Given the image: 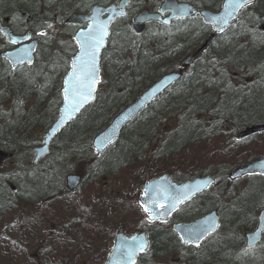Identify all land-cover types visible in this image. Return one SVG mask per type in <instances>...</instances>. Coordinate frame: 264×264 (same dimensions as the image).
Masks as SVG:
<instances>
[{
  "label": "trees",
  "instance_id": "16d2710c",
  "mask_svg": "<svg viewBox=\"0 0 264 264\" xmlns=\"http://www.w3.org/2000/svg\"><path fill=\"white\" fill-rule=\"evenodd\" d=\"M134 1L130 0V7L135 6L130 16L157 7L156 0ZM222 1L188 0L199 10L211 11H217ZM91 4V0H49L43 5H35L28 0L26 5L15 10V14L19 15L25 29L35 33V28H44L45 22L52 24V30L58 26V18L85 13ZM125 20L111 31L101 56V83L94 101L58 133L50 155L39 166L20 169L14 177H6V182L12 181L15 185V192L2 186L0 177V227L17 204L34 209L41 216L42 208L56 207L62 202L64 218L68 212L73 213L74 203H67L68 193L61 179V171L68 166L82 179L80 188L88 182L102 183L107 177L119 174L120 170H132L136 166L148 170L160 167L159 175H162L174 169L175 164L171 163L182 161L183 155L191 149L207 153L214 142L227 136L229 145L222 142L225 153L219 152L223 161L215 166L201 161L199 164L203 166L199 170L201 173L218 179L215 187L171 218V223L190 222L215 210L221 221L218 232L197 249L186 247L170 225H149L141 207L125 201L121 203L122 208L126 207L125 216L127 219L135 216L132 220L138 221L132 232L146 230L149 235V249L135 264H264V242L251 250L243 248V234L255 226L258 206L264 203V181L256 177L253 180H259L261 184L249 185L239 193L227 186L230 184L228 174L244 163L258 159L259 153L256 150L245 158L239 153L234 161H229L226 156V152L264 136L230 141L238 131L264 124V0H256L240 14L235 26L215 35L183 78L138 115L123 129L119 138L96 157L90 145L93 137L162 75L179 70L181 60L211 35L209 27L198 17L174 23L170 28L147 24L140 35L132 34L127 23L124 24ZM11 30L19 33L14 28ZM51 42L38 40L36 58L30 67L10 70L0 61V149L13 156L12 162L21 154L26 158L25 162L30 163L31 149L41 142L42 134L55 120L61 103V81L75 48L70 42L69 48L63 43L56 42L54 46ZM48 46L53 48L52 52ZM7 48L3 45L2 50ZM209 170L213 173H204ZM182 177L172 181L179 184L186 174ZM222 186L226 188L213 197L212 191ZM252 201L254 204L249 208ZM97 218L94 221L91 216L85 217L83 222L71 225L69 229L66 244L75 246L77 261L86 256L83 243L91 242L87 245L94 250L95 244L102 240L96 230L98 226L106 225V216ZM60 221L66 223L65 219ZM48 223L53 224V220ZM145 224H148L146 229ZM60 226L62 230L58 232L68 231L67 225ZM32 232L34 228L30 226L20 236V241ZM50 234L52 231L45 230L41 237L50 239ZM50 243L52 245V241ZM19 249L16 246L4 251L2 258L5 261L0 263L19 264L13 260L15 250ZM108 251L103 253L104 260ZM20 252L24 254L25 264H30L29 256ZM103 262L102 258L95 264ZM38 264L66 263L58 260L50 263L40 258Z\"/></svg>",
  "mask_w": 264,
  "mask_h": 264
},
{
  "label": "water",
  "instance_id": "95a60500",
  "mask_svg": "<svg viewBox=\"0 0 264 264\" xmlns=\"http://www.w3.org/2000/svg\"><path fill=\"white\" fill-rule=\"evenodd\" d=\"M95 5L91 7L87 15H71L65 24L77 26L79 29L74 33L72 40L76 46V53L70 59L69 69L63 77L61 87V105L58 110L55 121L44 133L42 143L32 149L34 165L38 164L43 158L49 155L50 144L71 121L90 103L93 102L97 88L101 82L100 76V58L110 37V28L112 23L126 14V8L129 0H120L118 5H99L104 0H92ZM255 0L246 6L237 9L233 0H223L220 9L217 12L209 10H197L189 3H178L177 0H163L159 5L158 13H149L147 11L138 12L129 25L132 33L140 35L147 22H157L163 26H170L174 20L192 19L198 15L203 23L211 28L212 35L206 38L194 51L187 55L181 63L183 70H186L210 45L214 35H219L235 24L240 13L248 6L253 5ZM166 16L165 18H162ZM85 25L84 28L82 26ZM102 31V36H101ZM94 34L99 39V45L95 49L94 56V78L95 83L91 85L89 98L76 106L71 98L76 86V75L84 60H90L91 57L85 54L82 47V41ZM0 35L4 38L8 46L12 49L0 53V58L4 59L11 69H16L23 65L31 66L33 64L34 53L36 50V41L31 40L30 31L21 36L13 35L8 27L0 24ZM75 66V67H74ZM182 74L172 72L163 75L150 87L138 95V97L125 106L116 114L110 123L98 133L91 142L94 154L99 157L109 146H111L120 136L122 130L133 121L142 111H144L154 100L162 96L166 90L180 81ZM85 91H88L86 88ZM68 97L66 102L65 97ZM264 133V124L247 127L235 135V139L240 141L255 135ZM12 155L0 150V167L3 163L11 159ZM260 174L264 176V156L248 165L237 168L229 174L228 180H239L246 175ZM216 180L206 176L195 178L192 181H186L182 184H174L166 174L154 178L143 184L141 190L143 195L139 198V203L146 212V219L150 224H165L178 209L196 198L198 195L207 191L215 185ZM80 185V177L69 174L65 178V188L68 192L74 193ZM53 229L60 230L58 226ZM174 234L177 235L181 243L189 247H199L202 242L213 235L219 229V218L216 211H211L206 215L188 223H175L171 227ZM264 233V209L257 217V224L254 230L243 235L244 247L251 249L262 242ZM148 235L146 232H135L131 236L118 233L115 235L113 245L103 264H134L136 259L145 254L148 250Z\"/></svg>",
  "mask_w": 264,
  "mask_h": 264
},
{
  "label": "rangeland",
  "instance_id": "374dc122",
  "mask_svg": "<svg viewBox=\"0 0 264 264\" xmlns=\"http://www.w3.org/2000/svg\"><path fill=\"white\" fill-rule=\"evenodd\" d=\"M30 1L35 5H37V3H42L43 5L44 1L49 0ZM107 1L113 3L115 0ZM160 1L161 0H156L157 3ZM181 1L188 2V0ZM27 3L28 0H0V16L9 17L11 27L22 33L27 29L24 28L22 22L20 21L19 15L15 14V10L17 8L23 7ZM129 8H131L129 10L130 13L128 14L130 17V15L135 10V6ZM131 18L132 16L129 18V21ZM63 21V17L59 18L57 21L58 26L54 27L52 30L51 27H49L50 24L48 23L44 25V28H35V34H37V38L41 39L42 41H52L54 46L56 45V42L63 43L65 44L66 48H69L70 45L68 43L71 42V37L75 31V28L64 25ZM125 23L126 21H124V24ZM3 42L4 41L2 40L0 43ZM60 45L63 46L62 44ZM0 46H2V44H0ZM49 49L51 52L53 51V48L49 47ZM228 139L229 137L227 136L220 138V140L213 143L212 148L207 153L202 154L197 149H191V151H188L183 155V159L180 161L182 163L178 161L172 162L171 164H175V168H171V171L169 170V173L166 174H168L171 179L181 176L184 177V174H186L185 179L182 177L184 181L206 175L199 171L203 168L202 165H199L200 161L210 166H215L223 161V159L220 158L221 154L219 153H225L224 149L221 148V143L224 142V145L228 146ZM233 140L234 137L230 138V141L233 142ZM197 147H201V145ZM256 150L259 153V156H255L261 157L264 155V136L257 137V139H253L248 143L240 145L239 148L234 149L233 151H228V153L226 152V156L229 158V161H234L236 160V155H239V153H241L239 156H243L245 158L248 153L253 154V152ZM204 154L208 155L203 160L201 157ZM25 161L26 158L20 154L14 160V162L11 161L5 164L4 169L0 171V177L3 179L2 186L10 188V190L13 192L16 191V187L13 185L12 181L6 182V177L8 175L14 177L17 173H19L20 169L24 170L31 168L30 166L33 167L31 161L30 163ZM196 169L198 170L195 171ZM159 170L160 167L157 168V166L153 167L151 170H148L146 167L136 166L132 170H120L119 174L107 177L102 181V183H86L75 193H68L66 200L68 204L74 203V212H68V216H65V218L62 212L64 211L62 209V202H59L60 206L56 205V207H53V205H50L48 209L42 208L40 213H42L44 217L42 215H38L37 212L33 211L34 209L21 207L19 204H17L14 206L12 211L8 213V216L0 227V262L5 261V258H2L5 254L4 251L13 250L16 248V246L21 249L18 251L15 250V256L13 254V260L19 264H25L23 257L24 254L20 252V250L25 252V255L29 256L30 264H32V261H35V264H38L40 262V258L43 261H48L50 263H54L56 260H58L66 264H79L84 261L87 262H85L86 264H95L96 261L102 260V258L104 261V257H102L103 253L107 249L110 250L112 247L114 235L120 232L124 234H131L132 230H134L133 227L138 223L137 220H132L135 216L132 219H127V216H125L127 214V211L125 210L126 207L122 208L123 204L121 203L126 201V203H129L132 206L135 204L140 206L139 198L143 194L142 190L140 189L141 185L145 184L152 178L159 176L161 173ZM193 171H195L194 174H192ZM209 172L213 173L211 170L205 171L204 173ZM68 174H73L71 166H68L61 171L62 183H64V178ZM154 174L155 176L152 177ZM252 178L254 179V177ZM253 179H251V177H247L231 185L227 184V186H231V190L234 191V193H239L249 185H258L262 183L259 180ZM225 188V186H222L219 189H214L211 195H213V197L218 196L219 193H221ZM253 204L254 201H252L248 207L250 208ZM263 207L264 203L258 206V210ZM88 216H91V219L94 221H96V219L98 220L97 217L106 216V225H100L97 227L96 232L101 235L102 240L95 244L96 248L93 250L91 247H89L88 245L91 244L89 241L87 243L88 245L83 243L84 246L82 249L86 256L83 257V260L77 261L75 257V246L66 244L68 237L67 234L70 232L69 229L71 225L83 222L84 218ZM60 219H65L66 223H62ZM51 220H53V224H59L63 226L67 225L68 231L66 233H61L51 230V225L53 224L48 223ZM30 226L34 228V232L30 233L31 235L27 234L20 241V236L25 234V232L29 230ZM147 226L148 224H145L144 229H146ZM45 230L48 232L52 231L53 234L49 235L50 239H43L41 237V233L45 232ZM63 236L64 238L62 239ZM50 241H52V245ZM7 244H9V248H6ZM19 253H22V255L17 256Z\"/></svg>",
  "mask_w": 264,
  "mask_h": 264
},
{
  "label": "snow or ice",
  "instance_id": "6c2138e0",
  "mask_svg": "<svg viewBox=\"0 0 264 264\" xmlns=\"http://www.w3.org/2000/svg\"><path fill=\"white\" fill-rule=\"evenodd\" d=\"M234 6L239 9L247 4L251 3V0H233ZM51 27V25H49ZM101 31V36H102ZM99 45V39L92 33L89 34L87 38L82 41V47L85 49V54L90 56V60H83V64L81 69L79 70V74L74 73L76 75V86L73 92V96L71 98L74 105L79 106V104L83 103L84 100L89 98V93L91 91V85L94 84V56H95V49ZM75 67V66H74ZM88 91H85V89ZM68 97H65L66 102L68 101ZM145 211H148L145 208Z\"/></svg>",
  "mask_w": 264,
  "mask_h": 264
},
{
  "label": "bare ground",
  "instance_id": "6f19581e",
  "mask_svg": "<svg viewBox=\"0 0 264 264\" xmlns=\"http://www.w3.org/2000/svg\"><path fill=\"white\" fill-rule=\"evenodd\" d=\"M264 242V239L262 240L261 244Z\"/></svg>",
  "mask_w": 264,
  "mask_h": 264
}]
</instances>
